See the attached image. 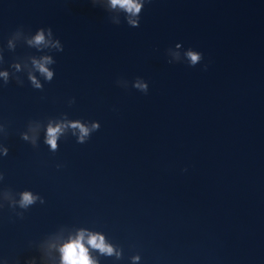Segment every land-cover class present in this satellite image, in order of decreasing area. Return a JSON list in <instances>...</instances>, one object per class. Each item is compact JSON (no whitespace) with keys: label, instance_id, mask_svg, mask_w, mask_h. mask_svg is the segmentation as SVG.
<instances>
[{"label":"water","instance_id":"95a60500","mask_svg":"<svg viewBox=\"0 0 264 264\" xmlns=\"http://www.w3.org/2000/svg\"><path fill=\"white\" fill-rule=\"evenodd\" d=\"M100 4L0 0V66L16 59L24 81L0 78V189L45 201L22 219L0 209V257L25 264L36 243L60 264L83 230L122 249H90L98 264H264V0H146L136 16ZM42 26L64 45L51 82L27 57L47 54L28 44ZM189 48L203 54L194 67ZM76 120L101 126L78 143ZM61 121L52 152L47 127Z\"/></svg>","mask_w":264,"mask_h":264},{"label":"clouds","instance_id":"9594fccd","mask_svg":"<svg viewBox=\"0 0 264 264\" xmlns=\"http://www.w3.org/2000/svg\"><path fill=\"white\" fill-rule=\"evenodd\" d=\"M90 2L94 7L99 6L103 8L100 4V0H90ZM145 2L146 0H110L111 8L115 9L119 7L127 13H131L133 16L142 12ZM104 10L107 12L106 9ZM126 22L131 27H139L140 18L137 20L128 19ZM120 23L121 22H117L116 24L118 25ZM28 44L35 46L38 52L43 51L47 53L41 55L39 59L36 58L37 55H28L27 57L31 59L32 68L44 78V81L51 82L54 78L55 71L52 67L50 68L49 65L55 64L56 61L50 53L53 50L56 52H62L64 50V45L61 42V39L54 34L51 26H42L36 29L35 35L28 40ZM41 45L45 46L43 50L39 48ZM9 47H11L10 44ZM202 60L203 54L200 51H193L189 48L185 54V61L191 67L196 66ZM4 62V57L0 54V65H3ZM207 67V64L203 65L205 70ZM18 73H20V65L19 63H16V59L11 62L8 68L0 66V78H2L4 85H7L10 80H15L18 85H23L24 81ZM26 75L35 89H43L44 85L41 84L39 79H37V76L33 71L27 72ZM118 81L119 78L116 80V84H118ZM132 87L146 94L149 89V84L137 79ZM72 103H74V98L69 100V104ZM67 126L68 125L64 121L58 122L55 125L49 123L45 143L50 146V151L56 152L58 150L57 138L63 131L64 127ZM70 126L73 129H79L80 135L77 142L85 143L94 131L99 130L101 125L100 122H92L91 127H88L79 120H76L71 122ZM21 138L24 141L29 140L26 133L21 134ZM32 144L34 147H38L35 138H32ZM8 151V147H4L0 150V155L7 156ZM3 179L4 173L0 172V181ZM37 202L43 204L45 202L44 197L31 189L26 188L20 191H14L8 187L0 189V209L7 206L21 219L24 217L25 211ZM35 247L39 251V256H31L27 258L25 264H49V261H51V264H55V260L51 257L50 253L41 252L36 246V243ZM48 247H56V245L48 244ZM90 249L98 251L101 256L115 257L117 260L122 258V249L114 248L111 243H107L104 236L90 232L87 237H85V232L81 230L75 237L70 238L63 244L59 245L60 264H98L97 259L93 258L91 255ZM0 259L3 260V264H19L18 257L9 258L4 256L0 257ZM131 259L133 262H136L140 260V256L134 255Z\"/></svg>","mask_w":264,"mask_h":264}]
</instances>
